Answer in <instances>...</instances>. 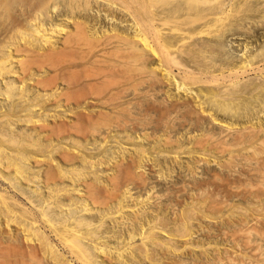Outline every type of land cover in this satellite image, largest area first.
Masks as SVG:
<instances>
[{
    "label": "rangeland",
    "instance_id": "374dc122",
    "mask_svg": "<svg viewBox=\"0 0 264 264\" xmlns=\"http://www.w3.org/2000/svg\"><path fill=\"white\" fill-rule=\"evenodd\" d=\"M208 1L205 9L202 7L203 3L202 5L200 3L199 7H195V4L191 6V3H188L186 8L191 7L190 11L192 12L190 13H193L194 10L196 12L199 9L201 11L205 10L204 13L211 12L215 17L216 14L219 16L220 12L221 15L225 12L226 15L224 13L223 22L216 23L211 20L212 24H216H214V27L211 25L210 35L194 34L192 38L188 39V41L186 39L185 43L181 44L183 46L180 47V51L172 50L173 57L176 58L179 66L173 64V77L175 76L174 79L177 81H181V79L185 81L186 78L183 79V77L187 75L185 83L191 86V89L187 92L176 91L177 88L173 81L170 82V80L164 78L161 72L153 71L154 61L151 64L152 60L140 62V67L138 66L139 62L135 64L136 67L131 64L133 68L130 66L123 67L126 69H124L125 74L127 73L126 71L132 73H127L128 78L126 75L123 76L121 71L123 68H121L122 74H114L113 79L108 78L109 82H107L108 80L106 83L104 81V86L107 85L108 87H106V91L102 87L103 83L101 82L99 85L103 90L101 88H99L100 91L97 90L99 96L97 93H95L97 96L94 94L96 97L92 95L94 99L97 98L95 100L93 98L92 100L91 96H89L85 100L75 101L71 98L72 94H70L72 100H69L70 98L65 100V96L63 98L60 96L57 99L54 96L55 88H57V92L63 90L67 93L68 90L71 93L72 91L70 87H66L68 88L67 90L66 88L63 89L64 87L60 82H57L58 85L56 84L52 91H44L49 93V97L45 96L46 98H43L37 96L41 88L38 86L36 88L30 81L26 85L25 83L20 84L14 77L3 79L0 85L1 88H5L7 81L11 80L12 82L14 80L15 87L19 86V89H23V93L30 92L28 95L25 93V99H32L35 95L39 99L37 101L34 100L33 104L36 102L40 104L39 106L37 105L38 108L28 105L31 109L33 108L32 110L35 107L36 109L35 113L34 111L27 113V111H19V107H27L25 101L24 104H21L23 98L21 100L18 96H15L10 101L5 98L6 96L0 97V105L2 106V111L7 114L6 117L8 116V119L14 117L12 120L9 119L11 123L13 122L11 124L14 126H11L13 131H10L12 129L2 128V131H5L3 134H5V139H11L9 137L12 135L14 139L16 135L13 141H17L14 146L10 144V147L5 143L7 145L4 146L5 150L17 155V157H20L18 153L24 152L21 155L26 156L32 150L33 157L39 160L38 163H34L35 161L32 158V161L29 164L27 163L28 166L30 165V169L33 167L28 173L30 172L31 178L34 175L32 179L36 184L33 181L31 183L23 181L16 183L13 179H11V183L0 178V192L4 193L7 198L13 199L12 202L15 204L17 203L15 208L19 207V210H16L21 211V208L25 206V209L28 208V211L40 218V209L42 207L44 209L47 208V210L45 209L46 213L48 212L50 218L53 219L57 227L59 225V228L62 221L63 223L67 221L71 224L82 218L89 220L92 228L81 225V229L85 231L89 228L91 229L89 231L93 234L96 231V239L101 235L102 239L100 237L98 241L108 245L107 248L109 249H105L110 251L108 252V257L104 256L106 253L104 255L101 253L102 256L99 255L97 258V260L99 259L98 261H103V263L105 261L104 264H223L222 262L228 256L229 259L233 260L232 264H264V0ZM223 1L225 2L224 4ZM173 3L169 5L175 7L178 4L176 2ZM61 8L62 5H60ZM95 11L96 8L94 13ZM195 11L194 13H196ZM91 13L93 12L91 11ZM212 15L210 18L213 17ZM98 18L102 20L105 16H99ZM107 20H102L103 24L101 23V26H104V29L111 27L110 22H113H108ZM106 21L107 24L105 23ZM116 23L119 24V21H115L114 24ZM219 24L222 27L225 26L217 28ZM119 25L122 29L127 24ZM202 26L203 23L197 21L185 29L189 27L188 31L193 34L194 30H199ZM128 27L125 26L124 28L128 30V33L132 32L131 28ZM204 49L208 50L205 51ZM243 64L248 66L246 70L239 71L232 76L227 74L229 70L239 68ZM143 65H145V68ZM147 71L150 72L148 73ZM78 72V76H84L86 71L79 69ZM193 74L194 77L191 76ZM112 76L110 77L112 78ZM193 78L196 79L195 82L192 80ZM25 86L27 87L26 89ZM93 90L96 91V89ZM42 91L40 92L41 94L44 93ZM113 93H117L115 94L116 96ZM31 95L32 97H30ZM55 97L56 100H54ZM48 98H51L50 101H48ZM88 98L90 99L88 100ZM43 101L46 104L49 102V106ZM58 101L62 102L60 106L57 105ZM15 103L21 106L10 109ZM42 104L43 107L41 106ZM101 114L104 115L102 116ZM87 116L90 117L88 118ZM6 117L2 120L4 121ZM30 117L33 121L39 122L34 124L32 122L26 123V120ZM7 118L6 122H8ZM2 120L0 119V122ZM15 121L17 122L14 123ZM40 123H44L42 125L43 129ZM227 127L233 128L227 129ZM30 133L31 135H28ZM26 134L27 136L25 137ZM36 135L38 137H35ZM130 139L131 141H129ZM34 140H37V143ZM31 141L37 144L34 147L36 149L29 147ZM139 149L144 150L139 152ZM222 149L224 150L223 152ZM14 151H16V154ZM20 151L22 152L20 153ZM143 152L146 153L141 161ZM59 154H63V156L66 154L68 158L66 155L62 157ZM48 170L55 172V177L59 174L58 177L60 176L61 180L55 178V183L50 181L43 183L45 171L47 172ZM63 172L67 174L70 172L68 174L69 178L67 175L64 176ZM72 175L76 178L78 175L80 180L77 178L76 180L79 181L74 180L76 182L74 183L72 178L74 179L75 177H72ZM112 177L113 179L110 180ZM132 180L133 182H131ZM135 181L138 182L136 183ZM42 183L44 185L50 183L51 190L52 185L54 188L56 186L58 188L60 184H63L62 187L67 186V194L64 193L58 198V196L53 194V191L46 187L44 188ZM90 183L93 184L91 185ZM115 187L117 188L115 189ZM32 189H36L41 193L43 191L44 198L48 194H53L54 196L51 195L52 197L56 196L55 198H58L63 203L72 204L71 200H74L76 205H72L70 208L67 205L59 208L58 206L55 207L56 204L54 205L53 201L52 204L47 205L48 203L41 201V196H37V193L33 192ZM74 189L78 190V192ZM92 189H94L96 194ZM126 190L128 193L129 191L131 192L127 197L125 194ZM91 193L93 194L90 195ZM107 193L108 195H106ZM88 194L90 198H88ZM130 194L134 199L130 198ZM94 197L100 203L102 202L101 204L97 202L100 204H97L100 210L94 208L96 211L85 213L78 208L82 200L91 206L92 203L96 202V200L92 199ZM140 199L144 201L143 204L139 202ZM19 203H21L20 206ZM119 203L125 204L122 205L124 208L123 212H121L122 214L115 212ZM84 220L81 221L83 223L87 222V220ZM40 222L41 231L43 230L50 237L53 244L57 245V249L66 257H69V260L72 259L67 251L62 249L61 244L57 242L47 223H44V221ZM153 225L155 229H158L154 230L156 235H152L151 238L146 239V243H142L138 232H145L147 228L149 229ZM1 227L3 228L4 226H0V232L5 235L4 233L9 228L7 230L5 227L4 229ZM11 228L13 233L15 227L11 226ZM247 230L250 232L248 234L250 238L248 248L244 244V239L241 235L242 231L247 232ZM156 231L158 232L156 233ZM185 232H187L186 235L190 236V238L188 236L187 238L185 237L188 239L187 241L184 238ZM130 233L135 238L132 239L133 241L127 242ZM19 245H22V242ZM91 250L95 251L93 252L94 254L100 252V250ZM48 261L46 263L44 261V264H52L50 261L48 263ZM73 263L78 264L74 260Z\"/></svg>",
    "mask_w": 264,
    "mask_h": 264
},
{
    "label": "bare ground",
    "instance_id": "6f19581e",
    "mask_svg": "<svg viewBox=\"0 0 264 264\" xmlns=\"http://www.w3.org/2000/svg\"><path fill=\"white\" fill-rule=\"evenodd\" d=\"M213 1H211V2H213ZM173 2L174 3L176 2V4L177 3L178 4L175 7L174 6L171 7L169 4H172ZM208 2H209L208 0H0V85H1V82L3 81L4 78H6V77H10V78L14 77V79L15 80L17 79L18 82H20V84L21 83H23V84L27 83L28 84V82L30 81L31 83H33V86H35V87L38 86L39 88H41L40 92H41V90H43L42 92H44V91H48V90L52 91V89H54V87H56V84L58 85L57 82H60V84H62L63 87H64V88L62 87L63 89H65L66 87H70V89L72 91H71V93H69L68 90H67L68 88H66L67 93L64 92L63 90L57 92V88H55L56 90L54 92V96H56L57 99L60 98V96L62 98L65 96V100L66 99L68 100V98L71 97L70 94H72L71 98H73V100H75V101H81L82 99L85 100V98H87L89 96H91V99L92 98L94 99V97H96L97 94L99 96V93L97 92V90L100 91L99 88L102 89V87H104V89L106 91V89L108 87H107V85L104 86V84L106 83L108 78L113 79L114 74L118 75L119 73H121V71L123 72V76L126 75V77H127L128 74H132V73H128V71H126L128 74L127 73L125 74L124 69L126 68V66L127 67H129V66L132 67L131 64H134V67H136L135 64H137L138 62H139V64H138V66H139V65H141L140 62H142V61L152 60L151 64L154 61L153 62L154 66H153V68L152 67H150V68H152L153 71H158L159 73L161 72V74H162V76L164 78H167L168 80H170V82L173 81L175 86H176V88H177L176 91L181 90L183 92H187V91H189L191 89V86L186 85V83H185V81L187 80V77H186L187 75H185L184 77L182 76L183 79L186 78L185 81L182 80V79H181V81H177L176 79H174L175 76L173 77L174 73L172 72V70H173L172 66H173V64L177 65V61H176V58L173 57L172 50L176 49V50L180 51L181 50L180 47L183 46L181 44H183V42L186 41V39L188 41V39L192 38V36L194 34L195 35L196 34H198V35L209 34L210 31H211V25L214 27L215 26L214 24H216L217 22H219V23L223 22L224 13L225 12H223L222 15H221V12H220L219 16H218V14L214 13V14H216V17H215V16L212 15L213 13H211V12L210 13L209 12L204 13L205 10L201 11L199 9L200 11L197 10V12L194 10L196 13H194V11H193V13H190V12H192V11H190L191 7L190 8H186V5L188 3H191L190 4L191 6L193 4H195V7L196 6L199 7V4L201 3V5H202V3H203L202 7H204V9H205V5H207ZM224 3L225 2L223 1V4ZM60 5H62L61 9H60ZM220 5H221V3H220ZM238 7H239V5H238ZM95 8H96V11L94 13V9ZM232 8H234V7H232ZM208 9H210V8H208ZM91 11L93 13H91ZM212 11H213V8H212ZM101 13H103V14H101ZM186 13L189 14V15H187ZM185 14L187 15V17H186ZM211 15L213 16L212 18H210ZM225 15H226V13H225ZM99 16H103V17L105 16V18L108 19L107 20L108 22L109 21H113V22H110L111 27H108V29H104L105 27L103 26L104 27L103 28L101 26V23H102L103 19L104 20H106V19L103 18L102 20H100L101 18L99 19L98 18ZM225 19H226V16H225ZM211 20H213L216 23L212 24ZM107 21L105 22L106 24H107ZM115 21L116 22L119 21V24H124V23L127 24L125 26H129L128 28H131L132 32L128 33V30H126L124 28L125 26H123L122 29H121L119 27L120 26L119 24H117V23L114 24ZM197 21L203 23V26H202L201 29L194 30L193 34H192V32L190 33L188 31L189 27L187 29H185L187 26H189L190 24L192 25L193 23H196ZM185 25H187V26H185ZM219 25L217 26V28L218 27L219 28L222 27L221 25L220 26ZM106 27H107V25H106ZM190 28H191V26H190ZM186 30H187V32H186ZM189 33L192 34V35H190ZM208 49H206V50H208ZM200 55H202V54L200 53ZM190 58H192V57H190ZM202 64H203V62H202ZM144 66L145 65H143V67ZM123 67H125V68H123ZM247 67L248 66L246 64H243V66H241L239 68L229 70V72L227 74H229V76L235 75L239 71L246 70ZM121 68H123V69H121ZM79 69L80 70L82 69V71H86L84 76H82L81 74L80 75L82 77L78 76V74H79L78 70ZM120 69H121V71H120ZM80 73H81V71H80ZM110 76H112V78ZM153 76H154V74H153ZM191 76L194 77V74L191 75ZM221 76H222V74H221ZM236 76H238V75H236ZM117 77H115V78H117ZM188 77L190 78L189 74H188ZM129 78H131V77H129ZM157 79H159V78H157ZM217 79H218V77H217ZM192 80H194V82L196 81L195 78H193ZM104 81H105V83H104ZM197 81H202V80H197ZM13 82H14V80L12 82H11V80L7 81L6 84H5V88H1L0 87V97L6 96L5 98L9 99L10 101H12V99L15 96L16 97L18 96L21 100L23 98V101L21 102V104L22 103L24 104V101H25L27 103L26 104L27 107L26 108L19 107L21 109V110L19 109V111H27V113L28 112L32 113L34 111V113H35V109H36L37 105L39 106L40 104H38V102L33 104V101L34 100L37 101L39 99V97H43V98H46L45 96L49 97V95H48L49 93L44 92L43 94H41L39 92V93H37V96H39V97L34 95V97L32 99L31 98H28L29 100L25 99L24 97H26V95H25L26 92L23 93V91H22L23 89H19L20 88L19 86H16L17 87L16 88L15 87V83H13ZM101 82L103 83V85L101 84L102 87L99 85ZM107 82H109V80ZM213 82H214V78H213ZM161 84H163V83H161ZM174 84H173V86H174ZM197 84H195V85H197ZM26 88L27 87L25 86V89ZM93 89H96V91L93 90ZM121 90H122V88H121ZM28 93H30V92H27L26 94L28 95ZM55 93H56V95H55ZM95 93H97V94H95ZM100 94H102V92H100ZM115 94H117V93H115ZM212 94H214V93H212ZM32 95L30 97H32ZM92 95H94V97H92ZM50 97H53V96H50ZM56 97H55L54 100H56ZM109 97H111V96H109ZM216 97H217V95H216ZM71 98L69 100H72ZM50 99L48 101H50ZM89 99L90 98H88V100ZM95 99H97V98H95ZM115 99H116V97H115ZM113 100H114V98H113ZM211 100H213V99H211ZM18 101L20 102V100H18ZM45 101H43V102L45 103ZM106 101H107V99H106ZM51 102H52V100H51ZM58 103H57L58 106H60L62 104V102H59V101H58ZM28 105H30V106L32 105L31 107H33V106H36V107H35L34 110H32L34 107L31 109V107L28 106ZM55 105H56V103H55ZM18 106H21V105H17L15 103V104H13V106H11L10 109H15ZM41 106L43 107V104ZM47 106H49V104ZM186 106H187V104H186ZM198 106H199V104H198ZM9 107H10V105H9ZM223 107H225V106H223ZM6 115L7 114L5 113V111H2V106L0 105V119L2 120L4 117H6ZM101 115L103 116L104 114H101ZM48 116H49V114H48ZM6 118H5L4 121L2 120V122H0V128H1L0 129V178H2L3 180L5 179L6 181H10V182H11V179H13V180L16 181V183H21L22 181L25 182V183H29V182L31 183L32 181L34 182V180L32 179V178H34V175L31 178L30 177L31 175L29 174L30 172L28 173V171H30L33 168L32 167L30 169V165L28 166L29 162L32 161L31 159L32 158L34 159L33 160V161H35L34 163H38L39 162L38 159L33 157L34 156L32 154L33 151L31 150L29 152V154L26 153V154H28L26 156H24V155L22 156L21 154H23L24 152L21 153L22 151H20L21 154L18 153V155H20V157H17V155H14V154L8 152L4 148V146H7V145H9V147H10L11 146L10 144H13V146H14V144H16L15 142H17L16 140L13 141L15 139V137H16V135H15L14 139H13V137H12L13 133L11 134L12 136L9 137L11 139H5V136H4L5 134H3V132H5V131H2V128H6V129H9V130L12 129L11 126H13V125H11V124H13V122L11 123V120L14 119V117L12 119L9 118L11 120H9L7 118L8 122H6ZM104 120H105V118H104ZM17 121H15L14 123H16ZM93 121H95V120L93 119ZM27 122H32L34 124V123H37L39 121L35 122L30 117L29 119L26 120V123ZM43 124L44 123H42L40 125L42 129H43V126H42ZM64 128H65V126H64ZM228 128L229 127H227V129ZM230 128H233V127H230ZM35 129H37V128H35ZM42 129H40V130H42ZM55 129H56V127H55ZM234 130H236V129H234ZM251 130H250V132H252ZM10 131L12 132L13 129L10 130ZM243 131L245 132V130H243ZM32 134H33V132H32ZM52 134H50V135H52ZM28 135H31V133L28 134ZM26 136H27V134L25 135V137ZM35 137H38V136L36 135ZM32 141H31V143L29 142L30 146L28 145L30 148L31 147L34 148L35 146H37V144H35V142L32 143ZM34 141H36V143H37V140H34ZM129 141H131V139ZM5 143H7V145H5ZM29 143H27V144H29ZM237 144H239V142H237ZM22 145L25 147L24 144H22ZM34 149H36V148H34ZM28 150H30V149H28ZM143 150L144 149H141V150L139 149V152H141ZM121 151H122V149H121ZM124 151H126V150H124ZM223 151L224 150L222 149V152ZM14 153L16 154V151H14ZM62 153H64V152H62ZM145 153L143 152L142 157H141V153H140L141 161H142V158H143ZM65 155L63 156V154H62L60 156L65 157ZM67 156L68 155H66V157ZM137 156H139V155H137ZM213 158H214V156H213ZM65 160H67V159H65ZM139 161H140V159H139ZM141 161H140V164H141ZM122 167H123V165H122ZM117 168H119V167H117ZM52 170H53V168H52ZM94 170H96V169H94ZM50 171L49 170L47 172L45 171V179L43 178L44 179L43 183L45 181H47V183L49 181L55 183V181H54L55 178H58V180L60 179L59 178L60 176L58 177L59 174H57V176L55 177L54 176L55 172H52V171L50 172ZM73 171H75V170H73ZM68 174L63 172L64 176L67 175V177H68ZM129 175H131V174H129ZM41 176H42V174H41ZM73 176L74 175H72V177ZM260 176H261V174H260ZM78 177L79 176L77 175V178ZM63 178H65V177H63ZM77 178L76 177L74 179L72 178V180L73 181L75 180V181L78 182L80 179L78 178L79 180H76ZM122 178H123V176H122ZM128 178H131V177H128ZM112 179H113V177L110 180H112ZM38 181H39V179H38ZM75 181H74V183H76ZM138 181H140V179H138ZM131 182H133V180ZM113 183H115V182H113ZM49 184L48 185L47 184H45V185L43 184L44 188L46 187L49 190H51ZM51 184H53V183H51ZM55 186H56V184H55ZM60 186L58 188L56 186L57 189L54 188L53 185L51 187L52 188L51 191H53L54 192L53 194L58 196V198L61 195H63L64 193H66V191H67V188H66L67 186L66 187H62L63 184L62 185L60 184ZM113 187H112V190L114 191ZM106 188H107V186H106ZM116 188L117 187H115V189ZM33 189H32V191L37 193L36 194L37 196L40 195L41 196L40 197L41 201L43 200V202L44 201L47 202L48 203V204L46 203L47 205H50V203L52 204V201H53L54 205L56 204L55 207L58 206L59 208H62V206L66 207V205L70 208V206L72 207V205H76V203H74V200H71V199L70 200L72 201V204L63 203L58 198H55L56 196L52 197L51 195H53V194H48L44 198L45 195L43 196V191L41 193L40 191H38L36 189L33 190ZM99 189H101V188H99ZM74 190H76V189H74ZM127 190L125 192L126 197H127V195H129V193H131L130 191L128 193ZM92 191H94V189H92ZM76 192H78V190H76ZM73 193H75V192H73ZM94 193H95V191H94ZM114 193H112V194H114ZM92 194L93 193H91L90 195H92ZM112 194H110V195H112ZM90 195L88 196V198H90ZM106 195H108V193ZM97 197H98V195H97ZM51 198H53V199L55 198V199L51 200ZM130 198H133V197H131V194H130ZM139 198H141V197H139ZM92 199L96 200V202L92 203L91 206H90V204L86 203V201L82 200V202H80V204L78 205L79 206L78 208L81 209V211H84L85 213L88 212V211L89 212L96 211V210H94V208H97V210H100V208L97 206V204L100 205L102 202L100 203L99 201H97V199L95 197L92 198ZM125 199H127V198H125ZM50 200H51V202H50ZM141 200L142 199H140L139 202H141L143 204L144 201L143 200L141 201ZM12 201H13V199L7 198L4 195V193L0 192V223H1L0 226H4L7 230H8V228L10 230V231L8 230L6 232L7 235H6V233H4L5 235H3V233L0 232V264H44V261L46 263L47 260H49L50 263H52V264H74L73 260L76 263H78V264H104L105 263V261L103 263V261H98L99 259L97 260L98 256L101 255V253L103 255H104V253H106L104 256H107L109 254L108 252H110V251H106L105 250V249H107V250L109 249V248H107L108 245L102 244L100 241H98V240H100L101 235H100V237L98 239H96V237H97V236H95L96 235V233H95L96 231L95 232L93 231L94 232V234H93L92 232H90L91 229H89V228H88V230H85V231H82V229H81V225H84V227H85V225L87 227H89V226L91 227V223H89V220L86 219L87 222L83 223V221H81V220H84V218H82V219L79 218L80 219L79 221H75L74 223H71V224L68 223L67 221H64V223L62 221V223L60 222L61 226L59 228V225L57 227L55 225V223L53 222V219L50 218V216L48 215V212L46 213L45 209L47 210V208L44 209L42 206H40V207H42V209H40V218H38L37 216H35L34 213L28 211V208L25 209L26 208L25 206H24V208H21V211H18L19 207L15 208V206H17L16 205L17 203L15 204ZM62 201H64V200H62ZM136 201H137V199H136ZM97 202H99L100 204L97 203ZM121 202H122V200H121ZM20 204L21 203H19V206H20ZM116 204H117V202H116ZM123 204L119 203V206L117 205L118 209H117V211H115L116 213L122 214L121 212H123V209H124L123 206H122ZM16 209H18V210H16ZM101 209H103V208H101ZM50 210H53V209H50ZM125 210H126V208H125ZM100 215H102V214L100 213ZM82 216H83V214H82ZM104 216H102V217H104ZM69 219L71 220V218H69ZM66 220H68V219H66ZM86 220H84V221H86ZM90 220H91V218H90ZM40 221H44V223H47V225L49 226V230L50 229L52 230V232L51 231L50 232L54 235V237L57 240V242H59L61 244V246L63 247L62 249H65L67 251V253L69 254L70 258H72V259L69 260L68 259L69 257H66L59 249H57L58 248L57 245L53 244L52 240H50V237L43 230L41 231L42 227H40V224H39V223H41ZM102 223H104V222H102ZM153 224H154V221H153ZM150 225H151V223H150ZM11 226L15 227L13 233L11 232L12 231ZM44 226H46V225H44ZM4 227L3 228L1 227V228L4 229ZM82 228H83V226H82ZM105 228H106V226H105ZM159 228H161V227L159 226ZM141 229H142V225H141ZM156 229H155L154 225H153V227H150L149 229L147 228L145 232H143L142 231L143 229H142L141 230L142 232H140V233L138 232V235L140 237V241H142V243H144V242L146 243V239L148 240L149 237L151 238L152 235L154 236V234H155L154 230H156ZM92 230H94V229H92ZM242 230H243V228H242ZM249 230H247V232L246 231H242L241 232L242 238L244 239V244L247 246V248H248L249 239H250L249 235H248L250 233ZM160 231H162V230H160ZM10 232H11V234H10ZM157 232L158 231H156V233ZM184 234H185L184 238L185 237L187 238V236L190 238L189 235H186L187 232H185ZM138 235H136V236H138ZM134 238H135V236L130 233L129 238H127L128 239L127 242L132 240V239H134ZM101 239H102V237H101ZM155 239H156V237H155ZM169 240H171V239H169ZM187 240L188 239H186V241ZM19 241L22 242V245H19V244H21V242H19ZM18 242H19V244H18ZM104 243H105V241H104ZM100 244H101V246H99ZM165 244H167V243H165ZM128 245H129V243H128ZM160 245H162V244H160ZM91 249H94V250H97V251L100 250V252H96L94 254L93 252H95V251H93ZM190 249H191V247H190ZM134 250H135V248H134ZM135 252H137V251H135ZM120 255H119V257H120ZM228 257H227V259L225 261L222 262L223 264H232L233 263L232 262L233 260L229 259ZM131 258H133V257H131ZM49 261H48V263H49Z\"/></svg>",
    "mask_w": 264,
    "mask_h": 264
}]
</instances>
